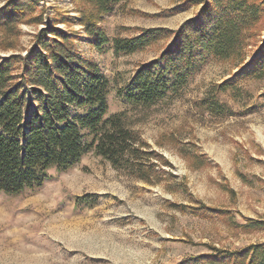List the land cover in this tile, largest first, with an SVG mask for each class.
Instances as JSON below:
<instances>
[{"label":"rangeland","instance_id":"374dc122","mask_svg":"<svg viewBox=\"0 0 264 264\" xmlns=\"http://www.w3.org/2000/svg\"><path fill=\"white\" fill-rule=\"evenodd\" d=\"M186 1H119L100 22L109 39L101 49L88 42L72 0H39L42 22L19 25L17 49L25 50L40 28L71 17L70 26H56L77 32L80 51L108 79V114H124L125 123L163 156L169 174L148 185L88 152L39 187L0 191V264H178L209 252L207 245L239 250L264 241V225L243 227L247 219L264 223V79L234 77L243 66L207 60L178 93L150 106L133 105L120 94L157 50L116 54L112 39L140 29H176L197 10ZM10 52L0 49V56ZM226 80L231 84L215 94L226 109L221 115L196 106ZM84 195L87 202L77 201ZM198 203L209 214H192Z\"/></svg>","mask_w":264,"mask_h":264},{"label":"trees","instance_id":"16d2710c","mask_svg":"<svg viewBox=\"0 0 264 264\" xmlns=\"http://www.w3.org/2000/svg\"><path fill=\"white\" fill-rule=\"evenodd\" d=\"M119 1L72 0L77 23L97 49L109 42L100 22ZM38 3L8 0L0 7V49L11 51L0 56V191L15 194L39 187L88 152L148 185L161 183L169 174L163 169V156L125 123L124 114H108V79L80 51L77 32L56 26H70L71 17L46 24L27 49H17L19 25L42 22V12L36 13ZM186 3L197 10L176 29H140L133 36L112 39L116 54L157 50L154 58L137 66L120 93L131 104L150 106L178 93L207 60L243 66L234 77L264 79V0ZM230 84L231 80L215 84L196 106L221 115L226 109L215 94ZM193 159L203 162L200 154ZM88 199L84 195L77 201ZM198 204L190 208L192 214H209L208 207ZM263 225L247 219L243 227ZM207 246L209 252L188 256L178 264H264V241L239 250Z\"/></svg>","mask_w":264,"mask_h":264}]
</instances>
